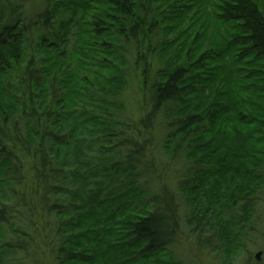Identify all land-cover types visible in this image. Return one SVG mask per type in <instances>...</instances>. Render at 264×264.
Returning <instances> with one entry per match:
<instances>
[{"label": "trees", "instance_id": "1", "mask_svg": "<svg viewBox=\"0 0 264 264\" xmlns=\"http://www.w3.org/2000/svg\"><path fill=\"white\" fill-rule=\"evenodd\" d=\"M181 1L58 0L69 16L41 14L33 53L22 15H0V237L36 209L50 264H183L184 225L244 249L264 191V0Z\"/></svg>", "mask_w": 264, "mask_h": 264}, {"label": "rangeland", "instance_id": "2", "mask_svg": "<svg viewBox=\"0 0 264 264\" xmlns=\"http://www.w3.org/2000/svg\"><path fill=\"white\" fill-rule=\"evenodd\" d=\"M189 1V2H188ZM190 3L191 0H182L180 3ZM58 0H0V15L4 14L3 22L6 23L9 18H15L19 14L22 15L23 21L29 26V51L33 53V48L36 46L39 36L44 31L40 25L42 19L41 14L46 12L51 13L52 21L58 25V20L69 16L63 9H56ZM194 13L192 10L183 19V27H187L191 21L190 16ZM58 19V20H56ZM44 27V26H43ZM51 31H56L55 26ZM29 44V43H28ZM135 93V88L132 90V98ZM132 100V99H131ZM20 215V216H19ZM25 215V211L18 213L14 219V227L17 229L16 233H9L5 231L4 235L0 237V245H3V240L7 239L16 243L19 240L20 232L25 229L30 232L29 236L32 240L28 241L26 248H18L8 251L0 264H50L49 250H50V233L46 232L47 220L38 210L31 212L33 220L30 222ZM22 217V218H21ZM29 222H28V221ZM8 228V227H7ZM49 232V231H48ZM251 239L246 240V245L242 251L236 255L227 256L223 252L212 250L210 246H201L196 244L194 233L184 225L183 240L181 245L176 248L179 258L183 264H264V191L260 194L257 201V214L255 217V228L251 233ZM27 237V236H26ZM28 238V237H27ZM262 252L258 260L256 255Z\"/></svg>", "mask_w": 264, "mask_h": 264}, {"label": "water", "instance_id": "3", "mask_svg": "<svg viewBox=\"0 0 264 264\" xmlns=\"http://www.w3.org/2000/svg\"><path fill=\"white\" fill-rule=\"evenodd\" d=\"M261 254H262V252H261V251L257 253L256 257H257V259H258V260L260 259V257H261Z\"/></svg>", "mask_w": 264, "mask_h": 264}]
</instances>
